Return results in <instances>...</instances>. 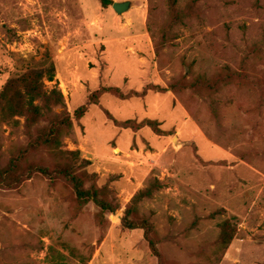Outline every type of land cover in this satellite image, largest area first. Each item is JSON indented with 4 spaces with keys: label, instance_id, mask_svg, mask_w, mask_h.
<instances>
[{
    "label": "rangeland",
    "instance_id": "obj_1",
    "mask_svg": "<svg viewBox=\"0 0 264 264\" xmlns=\"http://www.w3.org/2000/svg\"><path fill=\"white\" fill-rule=\"evenodd\" d=\"M111 1H131V10L117 15L100 0H0V90L54 65L46 85L63 91L73 114L103 87L166 88L190 63L209 76L229 65L247 76L245 86L222 94L217 112L194 94L104 95L64 149L92 162L120 209L101 224L93 203L80 208L63 184L41 177L0 189V264H159L144 231L123 224L154 179L163 187L138 212L166 264H264V0H202L198 15L175 27L171 0ZM106 111L120 122L156 120L164 133L119 128ZM28 143L24 120L0 119V169ZM226 221L236 231L228 249Z\"/></svg>",
    "mask_w": 264,
    "mask_h": 264
},
{
    "label": "trees",
    "instance_id": "obj_2",
    "mask_svg": "<svg viewBox=\"0 0 264 264\" xmlns=\"http://www.w3.org/2000/svg\"><path fill=\"white\" fill-rule=\"evenodd\" d=\"M201 1L190 0L183 9H180L178 0H171L170 24L173 27L185 24L187 19L198 15V4ZM100 2L104 8L114 4L111 0H100ZM164 40H167L166 36ZM186 66L188 73L174 79L166 88L155 86L146 88L142 92L124 93L117 87H103L92 93L87 103L77 108L73 114L69 110L63 91L57 87L49 89L46 85V81H55L54 65L47 73L29 71L9 80L0 90V119L3 123L15 127L21 126L24 120L29 143L15 147L8 164L0 169V189L20 191L35 177L47 180L52 186L61 183L68 189L80 208L93 203L99 209L98 220L101 224L104 223L106 215L115 214L120 209V205L112 198V192L108 187L98 186V175L89 170L92 162L82 158L80 151L64 149L66 138L72 135L74 123L80 122L89 113L90 106H98L101 98L106 94L120 100L143 98L150 91L159 93L173 91L178 95L194 94L206 101L213 111L217 112L222 101V94L245 86L247 76L229 65L219 68L211 76L197 73L193 63ZM56 108H62L63 111L58 113ZM106 114L117 127L122 129L140 131L150 128L157 135L164 133L160 128L161 124L156 120L120 122L115 120L108 111ZM162 187L161 181L154 179L148 187L139 191L125 211L123 224L129 230H143L150 250L158 258L159 264H166L158 248L154 226L149 219L139 216L138 212L139 204L145 199L153 198ZM235 235L236 231L230 222H224L220 237L222 247L228 249Z\"/></svg>",
    "mask_w": 264,
    "mask_h": 264
},
{
    "label": "water",
    "instance_id": "obj_3",
    "mask_svg": "<svg viewBox=\"0 0 264 264\" xmlns=\"http://www.w3.org/2000/svg\"><path fill=\"white\" fill-rule=\"evenodd\" d=\"M112 7L117 15H124L131 10L132 3L131 1L115 2ZM175 145L177 147V142L175 143Z\"/></svg>",
    "mask_w": 264,
    "mask_h": 264
}]
</instances>
